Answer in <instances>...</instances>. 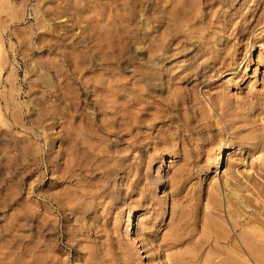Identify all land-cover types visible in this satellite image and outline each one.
<instances>
[{
	"label": "rangeland",
	"instance_id": "374dc122",
	"mask_svg": "<svg viewBox=\"0 0 264 264\" xmlns=\"http://www.w3.org/2000/svg\"><path fill=\"white\" fill-rule=\"evenodd\" d=\"M155 1L0 0V264H264V0Z\"/></svg>",
	"mask_w": 264,
	"mask_h": 264
},
{
	"label": "bare ground",
	"instance_id": "6f19581e",
	"mask_svg": "<svg viewBox=\"0 0 264 264\" xmlns=\"http://www.w3.org/2000/svg\"><path fill=\"white\" fill-rule=\"evenodd\" d=\"M157 1V3L161 6V7H163V6H166V4L165 3H168L170 6H171V4H174V3H172L173 2V0H156ZM156 1H155V3H156ZM186 1H188L189 2V4L190 3H193V2H195V1H193V0H191V1H189V0H186ZM198 1V0H197ZM204 1V0H203ZM208 1V0H207ZM219 1V0H218ZM209 2V1H208ZM216 2H217V0H216ZM183 3V2H182ZM185 3V2H184ZM165 4V5H164ZM175 4H177L178 5V2L176 3V0H175ZM174 4V5H175ZM188 4V3H187ZM176 5V6H177ZM182 5V4H181ZM193 5V4H192ZM210 5V4H209ZM213 5V4H212ZM211 5V6H212ZM194 6V5H193ZM157 7V6H156ZM178 7V6H177ZM185 7V6H184ZM191 7V6H190ZM195 7V6H194ZM160 8V7H159ZM164 8H166V9H168V8H170V7H164ZM179 8V7H178ZM181 8V10H183L182 11V14L184 13V12H186L187 13V10H188V12H189V7L187 8V10L186 9H182L183 7L181 6L180 7ZM193 9V8H192ZM192 9H191V11H192ZM159 10V9H158ZM180 10V9H179ZM185 10V11H184ZM193 10H195V9H193ZM190 11V12H191ZM170 12V11H169ZM176 12V11H175ZM171 13V12H170ZM169 13V14H170ZM192 13H194V11H192L191 12V14ZM162 14H164V13H162ZM168 14V13H167ZM172 14V13H171ZM179 14V13H178ZM190 14V13H189ZM190 14V15H191ZM186 15V14H185ZM184 15V16H185ZM164 17L166 16V15H163ZM163 16H162V18H163ZM180 16V15H179ZM183 16V17H184ZM187 16H188V14H187ZM203 16H205V15H203ZM159 16H157V18H158ZM190 17V16H189ZM188 17V18H189ZM160 18V17H159ZM166 18V17H165ZM164 18V19H165ZM177 18V17H176ZM181 18V17H180ZM185 18V17H184ZM183 18V19H184ZM188 18H186L185 20H187ZM168 19V18H167ZM162 19H160V21H161ZM169 20V19H168ZM174 20H175V18H174ZM178 21H180V20H178ZM182 21V20H181ZM177 22V21H176ZM171 22H169V24H170ZM170 26H172L173 27V24H170ZM175 28V27H174ZM106 89V88H105ZM132 105H134V104H132ZM131 107H133V106H131ZM129 108H128V106H127V110H128ZM115 110V109H114ZM120 110V109H119ZM126 110V109H125ZM122 112H123V110H121ZM120 111V112H121ZM115 112H117V108H116V110H115ZM114 112V113H115ZM113 113V114H114ZM127 113V112H126ZM128 113H130V112H128ZM119 114V113H118ZM168 114V113H167ZM123 115V114H122ZM114 116H117V115H114ZM172 117H173V115H172ZM220 117V116H219ZM125 118V117H124ZM118 119H119V117H118ZM173 119V118H172ZM116 120V119H115ZM120 120H121V118H120ZM132 120V119H131ZM168 120V119H167ZM170 120V119H169ZM119 121V120H118ZM166 121V120H165ZM174 121V120H173ZM100 122V121H99ZM204 122V121H203ZM221 122V121H220ZM221 124V123H220ZM118 125H120V123L118 124ZM201 125V124H200ZM109 126V125H108ZM107 126V127H108ZM122 127H123V125H121ZM126 126V125H125ZM170 126V125H169ZM217 126V125H216ZM138 127V126H137ZM100 128V127H99ZM104 128V127H103ZM102 128V129H103ZM101 129V130H102ZM132 130V129H131ZM95 131H97V130H95ZM115 133V132H114ZM116 133H117V131H116ZM119 134V133H118ZM117 134V135H118ZM122 134V133H121ZM130 134V133H129ZM166 134V133H165ZM97 135V134H96ZM95 135V136H96ZM120 135V134H119ZM162 135H164V134H162ZM263 135V134H262ZM100 136V135H99ZM124 136V135H123ZM122 136V137H123ZM121 137V136H120ZM164 137V136H163ZM180 137H181V135H180ZM157 138V137H156ZM169 138V137H168ZM246 138V137H245ZM122 139V138H121ZM180 139V138H179ZM167 141V140H166ZM184 141V140H183ZM232 142H225V143H223V144H221V147H220V149H219V153H218V155H217V158L215 159V162H214V164L217 166V167H219L222 163H223V159H224V156H225V154H227V150L228 149H231L232 148ZM119 158V157H118ZM259 159H260V161H261V164H260V170H261V172H264V155H262L261 157H259ZM118 166V165H117ZM128 169V168H127ZM124 171V170H123ZM130 171H132V169H130ZM129 171V172H130ZM128 172V173H129ZM134 173V172H133ZM125 174V173H124ZM130 174V173H129ZM178 174V173H177ZM136 175H137V173H136ZM175 178V177H174ZM131 180V179H130ZM176 180H177V178H176ZM223 180V182H222V184H221V186L223 187V190H222V188H221V190H222V193H223V195H224V197H225V200H226V203H227V207L229 208L231 205H233V203H232V201H234V200H231V199H236V201H237V204L236 205H238L239 207H244L245 205V207H248L249 206V204L247 205L246 204V200H248V197H244V199L245 200H242L243 199V197L242 196H240L238 193H237V189H240V188H242V187H244L246 190H252V193L254 194V196H255V199L257 200V199H260V200H262L263 201V204L261 205V208L263 209L262 211H263V215H264V200H263V198H264V184L263 183H261L259 180H255L254 182H253V184L251 185V186H244L245 184H242L240 181H236V183L234 184V182L232 183L231 182V180L230 179H228L227 178V176L225 175L224 176V179H222ZM250 180V179H249ZM129 181V180H128ZM173 181V180H172ZM175 181V180H174ZM220 186V187H221ZM244 193V192H243ZM243 195V194H242ZM223 197V196H222ZM251 197V196H250ZM250 199V198H249ZM253 200V199H252ZM235 201V202H236ZM249 201V200H248ZM213 202H215V200L214 199H211L209 202H207V203H205V208L207 209V211L208 212H212L211 210H212V207H213ZM252 202V201H251ZM249 203V202H248ZM235 205V206H236ZM252 207L253 206H255L254 204L253 205H251ZM237 207V206H236ZM231 208H229V210H228V212L229 213H227L228 214V217H229V220H232L233 222H235V223H239V221H246L247 223H250V222H259L258 221V219L260 220V218H258V216H256V215H254V217L252 218V217H250V216H248L249 214H251V213H248L247 212V210L245 211V212H247V214L248 215H245V213H244V211L243 210H234L233 212H231V210H230ZM237 209H238V207H237ZM233 210V209H232ZM245 210V209H244ZM250 210H251V208H250ZM254 210V209H253ZM243 211V212H242ZM254 212V211H253ZM257 214V213H256ZM213 215V214H212ZM253 215V214H252ZM220 219H223L224 220V218L222 217V216H220ZM225 221V220H224ZM231 221V222H232ZM264 221V220H263ZM208 222V221H207ZM243 223V222H242ZM184 224V223H183ZM182 224V225H183ZM182 226H176L174 229H173V231L171 232V234L169 235V236H167L166 237V244H168V245H172V244H174L176 241H179L180 239H181V237H182V234H183V230L184 229H182L181 228ZM204 227H205V225H204ZM248 227V226H247ZM259 227V226H258ZM185 228V227H184ZM263 229V228H262ZM262 229H258V228H249V229H245L243 232H241V233H239L238 234V242H237V246H235V245H233L234 247H239V248H241L242 250H244V253H245V255H246V257L249 259V260H255L254 258H256V260L257 259H259V257H261V258H263L264 259V231L262 230ZM232 230L234 231L235 230V226L232 228ZM231 230V231H232ZM185 231V230H184ZM226 233V234H225ZM210 237H211V241L210 242H208L211 246H214L215 245V243H219V242H222V241H224V242H226V241H228V238H229V234H227V231H222V230H219V229H215V230H212V232H210ZM183 242H185L186 244H191V243H194L197 247H199V245L200 244H203V243H206L207 241L204 239V240H193L192 238L190 239V238H185L184 240H183ZM228 243V242H227ZM160 245V244H159ZM254 245H257V248H254L253 246ZM200 248V247H199ZM215 249V248H214ZM240 250V249H239ZM219 252V251H218ZM256 252H259V257L258 256H256ZM219 254H221V252H219ZM226 255H227V253H225ZM217 255V254H216ZM231 255V254H230ZM233 255V254H232ZM237 255V254H236ZM200 256V255H199ZM217 256H219V255H217ZM224 256V255H223ZM229 255H227L226 257H228ZM225 257V258H226ZM230 257V256H229ZM228 257V258H229ZM234 257V256H233ZM232 257V258H233ZM179 256L177 255L176 256V261H178L179 262ZM200 258V257H199ZM208 258V257H207ZM221 258V257H220ZM180 259H181V256H180ZM235 259V258H234ZM229 260V259H228ZM236 260V259H235ZM244 260V259H243ZM255 260V261H256ZM218 261H219V259H218ZM175 264H176V262H175Z\"/></svg>",
	"mask_w": 264,
	"mask_h": 264
}]
</instances>
